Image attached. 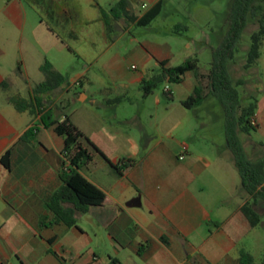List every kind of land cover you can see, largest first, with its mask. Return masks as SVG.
<instances>
[{
	"label": "crops",
	"instance_id": "1",
	"mask_svg": "<svg viewBox=\"0 0 264 264\" xmlns=\"http://www.w3.org/2000/svg\"><path fill=\"white\" fill-rule=\"evenodd\" d=\"M129 1L140 17L159 0ZM112 4L42 1L41 22L21 35L19 45L14 33L0 32V264H110L113 258L121 264H241V249L253 258L247 264H264V202L255 205L262 221L252 227L241 211L248 196L226 146L224 112L200 108L211 103L210 95L192 109L182 105L197 84L193 72L171 88L172 98L141 89L148 66H173L168 43L146 40L130 48L136 60L130 65L118 54L104 58L102 68L118 87L99 84L97 97L91 90L76 93L79 104L71 115L64 113L69 102L62 101L72 84L83 85V72L66 76L67 83L45 100L51 120L69 116L109 160L89 147L93 160L82 170L104 191L102 205L76 212L74 226L50 209L51 195L63 184L64 137L42 123L38 110L20 111L10 98H29L44 79L40 66L46 59L61 72L58 60L68 47L61 34L77 40L80 32H100L108 50L115 44L109 32H131L137 24L125 18L108 31L100 7ZM5 13L23 30L28 25L23 0H6ZM244 63L234 78L244 80V103L257 100L254 133L262 136L242 133L241 139L257 160L264 158L252 157L264 147V44L257 64L245 69ZM88 84L96 85L92 79ZM131 85L137 86L134 95ZM8 150L5 165L1 157Z\"/></svg>",
	"mask_w": 264,
	"mask_h": 264
},
{
	"label": "trees",
	"instance_id": "2",
	"mask_svg": "<svg viewBox=\"0 0 264 264\" xmlns=\"http://www.w3.org/2000/svg\"><path fill=\"white\" fill-rule=\"evenodd\" d=\"M23 1L39 5L47 0ZM129 7V0H118L108 8L100 7L108 31L111 30L113 21L122 18L135 21L140 26L150 25L162 12L164 1H157L140 17L131 12ZM251 20H257L258 27L251 33L244 68L248 69L257 64L264 44V0H232L228 14V32L220 45L213 49L207 72H202L197 58H188L175 66H168V62L160 61L157 71L154 70L142 78L141 89L144 95H147L160 83L179 84L187 72H193L197 84L193 92L182 100V105L192 109L202 104L209 95L219 99L224 108L226 146L232 154L233 164L239 174L241 189L248 196L241 211L249 224L255 227L262 221L261 213L255 205L260 200L264 202V158L253 160L248 156L241 134H249L256 129L253 118L257 109V100L252 96L246 103L243 102L240 87L244 84V80L234 78L229 69L230 63L235 60L243 32ZM40 69L44 79L32 88L29 98L13 96L10 100L20 111L36 112L38 110L41 113L42 123L53 127L57 134L64 137V160L60 174L63 184L51 195L49 207L55 213L57 220L68 226H74L77 224L76 212L85 213L91 206L102 205L106 196L102 189L82 173L83 168L93 160L89 147L98 151L106 161L109 160L69 116L51 120V112H45L47 107L45 100H50L51 95L67 83V78L48 59L42 63ZM164 93L169 98L173 97L172 91L165 89ZM114 101L119 102L121 98H115ZM9 154L8 150L1 157L5 165L8 164ZM163 240L167 242L165 237ZM240 260L241 264H247L248 260L253 262L251 254L243 249L240 250ZM110 264L121 263L113 258Z\"/></svg>",
	"mask_w": 264,
	"mask_h": 264
},
{
	"label": "rangeland",
	"instance_id": "3",
	"mask_svg": "<svg viewBox=\"0 0 264 264\" xmlns=\"http://www.w3.org/2000/svg\"><path fill=\"white\" fill-rule=\"evenodd\" d=\"M100 1L104 5H107L110 2L115 3L118 0ZM164 3L163 11L150 25H135L131 32L124 34L122 32H109L110 39L115 41V44L108 50L103 47L104 39L100 32H94L92 35H88L87 32H80V37L77 40L69 35L61 34L63 39L68 43L65 53L58 60L61 72L69 78L75 76L77 72L84 73V77L81 79L83 85L72 84L66 99L62 101V104L69 102V105L64 110L65 114L71 115L73 107L79 104L75 99L76 93H85L91 90L97 97L100 94L98 91L99 84L118 87V85L112 84V76L102 68L101 63L104 58L113 54L120 55L122 59L127 58L129 65L135 63L136 60L131 58V51L129 50L134 46H142V43L146 40L168 43L175 55L171 61L173 66L183 63L188 58H197L202 72L208 71L213 49L220 45L228 32V14L232 0H164ZM36 6L37 4L35 3H26V14L29 22L23 30L6 15V0H0V32L14 33L17 40L16 44L19 45L21 35L23 33L29 35L32 29L31 25L41 22V10H39L40 7ZM133 7L134 9L143 11L136 4ZM257 27V20H251L243 32L235 60L230 63V71L233 77H238L242 72L240 64L246 60L251 42V33ZM132 36L136 37L138 41L132 43ZM148 67L151 72L159 69L154 68V66ZM88 79L94 80L96 85L89 86ZM69 80L71 81V79ZM167 85L173 90L176 86V84L162 82L157 86L156 90L165 94L164 90ZM136 87V85H131L129 90L130 95L135 94ZM257 88L261 90L262 86L257 84ZM245 89L247 90V88ZM90 100L91 97L88 98L87 104H89ZM209 100H211V103H206V105L200 108H204V110L211 109L219 112V114L224 112L223 105L219 99L210 95ZM252 133L254 137L262 136L260 133H254V130ZM258 153L257 155L252 154V157H264V147L260 148ZM80 222L84 223L85 219H81ZM262 258L264 261V254Z\"/></svg>",
	"mask_w": 264,
	"mask_h": 264
},
{
	"label": "built area",
	"instance_id": "4",
	"mask_svg": "<svg viewBox=\"0 0 264 264\" xmlns=\"http://www.w3.org/2000/svg\"><path fill=\"white\" fill-rule=\"evenodd\" d=\"M167 91H172L171 87L169 85L166 86L165 88ZM181 158H183V156H181Z\"/></svg>",
	"mask_w": 264,
	"mask_h": 264
}]
</instances>
